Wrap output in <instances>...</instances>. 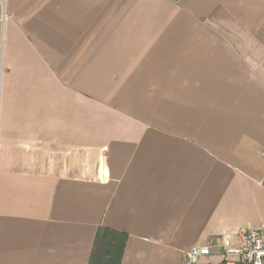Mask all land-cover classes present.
I'll list each match as a JSON object with an SVG mask.
<instances>
[{"label":"crops","instance_id":"obj_1","mask_svg":"<svg viewBox=\"0 0 264 264\" xmlns=\"http://www.w3.org/2000/svg\"><path fill=\"white\" fill-rule=\"evenodd\" d=\"M264 232V0H0V264H183Z\"/></svg>","mask_w":264,"mask_h":264},{"label":"built area","instance_id":"obj_2","mask_svg":"<svg viewBox=\"0 0 264 264\" xmlns=\"http://www.w3.org/2000/svg\"><path fill=\"white\" fill-rule=\"evenodd\" d=\"M211 257H218L219 264H264V232L242 228L222 234L206 246L184 252L183 264H215Z\"/></svg>","mask_w":264,"mask_h":264},{"label":"rangeland","instance_id":"obj_3","mask_svg":"<svg viewBox=\"0 0 264 264\" xmlns=\"http://www.w3.org/2000/svg\"><path fill=\"white\" fill-rule=\"evenodd\" d=\"M210 260L215 263V264H219L220 260L218 257H211ZM203 263H206L207 261L206 260H202Z\"/></svg>","mask_w":264,"mask_h":264}]
</instances>
